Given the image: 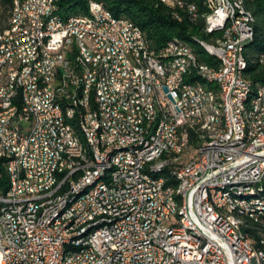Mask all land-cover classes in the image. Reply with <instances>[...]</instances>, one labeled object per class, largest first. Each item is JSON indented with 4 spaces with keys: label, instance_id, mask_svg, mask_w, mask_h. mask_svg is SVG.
I'll use <instances>...</instances> for the list:
<instances>
[{
    "label": "built area",
    "instance_id": "1",
    "mask_svg": "<svg viewBox=\"0 0 264 264\" xmlns=\"http://www.w3.org/2000/svg\"><path fill=\"white\" fill-rule=\"evenodd\" d=\"M89 5V16L95 18V25L70 22V16L69 19H56V11L60 10L56 5L50 9L47 25L32 28L28 19L19 17L14 30H0L5 46L15 48L14 66L9 73L21 76L18 105L11 110L14 118L0 116V165L6 170L10 190V197H2L0 192V199H6V208H0V264L59 263V247L65 238H72L70 264H156L152 232L168 231L167 220L170 219L165 214L163 201H157L156 190L164 192L169 185H148L142 175V165L145 153L160 150L163 141L175 138L184 113V103H177L171 93L174 83L170 81V74L181 73L173 61V47L178 42L171 43L164 51L171 72H162L154 65L153 50L147 49L146 42L139 40V30L127 27L124 18L112 17L106 7H94L91 0ZM235 8L232 0L221 1L219 28H225L226 17L235 14ZM243 15L245 17L244 12ZM79 33L90 34L92 46H84ZM249 34L245 17V26H236L235 32L229 33L219 47H213L226 52L227 70L217 78L226 84L230 126L219 142L204 146L200 169L181 174L187 177L189 184V217L200 232L207 233V240L202 241L201 249H194V242L175 227V231H170L172 242L163 241L167 245L164 261L172 264L264 263V256L247 248L230 227L214 217L206 202L208 188L216 181L256 178L258 186L257 173L264 164V135L256 142H248L251 132L243 131L239 124L240 98L245 87L239 80L242 63L239 45ZM127 40L135 41L134 51H127ZM72 41H79L81 47L77 62H94L96 57L113 62V79L118 84L119 95L111 94L115 114L110 115V125L104 130L105 138L115 137L118 144L145 142V150L122 153L115 158L112 178L73 208L69 214L71 223L64 228L48 229L49 213L55 212L60 204L52 208L41 222L31 223V203H39L35 201V194L51 179L47 174L48 165L56 164V172H60V164H67L64 175H76L85 164H92L91 179L105 168L103 154L108 149L97 147L98 163H91L85 154L81 165H74V156H68L64 148L53 145L48 138V131H58L62 136L63 125L57 106H52L48 94V82L53 76L47 75V66L56 61L67 64L68 56H62V47H68ZM184 51L192 52L196 66L205 65L198 60L193 49ZM56 69L58 76L60 68ZM84 72L96 75L99 83V74H92L89 70ZM0 85L11 87L9 74H0ZM25 85H32V93H25ZM126 91H134V102L125 101ZM155 91L164 92L163 107H155ZM84 95L93 109L100 107L98 98H94V89H88ZM165 101L173 104L170 129H162ZM133 103H140V111H133ZM116 108H128L132 124L114 125V117L120 116L116 115ZM0 109H6V105H1ZM101 109L105 110L104 107ZM84 118L93 128V113ZM256 121L257 116L253 119L254 123ZM119 128H126L127 136H119ZM155 129H162V136H155ZM17 155H24L27 163L26 188H19L14 183ZM79 187L75 186V189ZM227 199L233 206L230 197ZM81 221L94 225V236L74 242L76 224Z\"/></svg>",
    "mask_w": 264,
    "mask_h": 264
},
{
    "label": "bare ground",
    "instance_id": "2",
    "mask_svg": "<svg viewBox=\"0 0 264 264\" xmlns=\"http://www.w3.org/2000/svg\"><path fill=\"white\" fill-rule=\"evenodd\" d=\"M91 1L94 7H105L100 1ZM156 1L172 8H181L196 17V6L191 2L185 0ZM221 1L205 0L209 12L202 15L204 31L215 33V35L219 33V35L214 36L211 41L201 38L195 40L209 55L220 61L218 67L196 66L192 52L184 51V49H193L189 42L175 39L168 44L178 42L173 47V61H175L176 69L181 73L170 74V81L174 83L171 85V93L175 96L177 103H184V113L180 125L176 129L175 138L163 141L162 149L145 153V161L142 165V175L148 185H169L164 192L156 190L157 201H163L165 214L170 219L167 220L168 231L152 232L156 264H172L170 261H164L167 257L165 242H172L170 231H175V227H178L180 234L186 235L187 239L194 242V249H201L202 241L207 240V233L200 232L189 217V195L187 194L189 184L187 177H183L181 174L200 169L204 146L219 142L227 134L231 111L228 100L225 98L227 97L226 84L222 79L217 78L225 74L227 70L226 52L213 47H219V43L225 41L229 33L235 32L236 26H245V17L250 34L244 37L239 45V53L242 58L239 80L245 85L240 98L239 124L243 131L251 132L248 134V142H256L264 135V99H259L264 98V82L254 92L252 81L245 76L248 66L246 53L249 50L254 57L264 63V60H261V57H264V51L254 50L251 47L256 34V16L248 8L247 1L252 0H232L237 8H235V14L226 17L225 28H219ZM56 5H59L58 0H14L7 26L2 30H14L15 21H18L19 17L28 19L32 28L47 25L50 9ZM89 15H91V5H89L88 15H71L70 22L81 23L82 26L95 25V18H91ZM111 16L124 18L116 17L112 12ZM56 19H69V17L64 18L59 11H56ZM124 19L127 27L139 30V40L146 42V48L152 49L151 43L140 27L127 17ZM79 40L84 43V46H92L91 35L88 33H79ZM134 48L135 41L127 40V51H134ZM0 51L2 56L0 74H9V82H11V87L10 85H0V106L6 105V109H0V116L14 118V111L11 110H15L18 105L21 76L9 73L14 66L15 48L5 46L4 37H0ZM162 53V56L155 55L154 65L158 66L162 72H171V64L165 58V53ZM78 54H81L79 41H72L68 47H62V56H68L67 64H63V61H56V63H49L47 66V75L53 76L48 82V94L52 99V106H57L59 120L63 125L62 136L58 135V131H48V138H51L53 145L64 148L68 156H74V165H81L85 154L91 163H98L97 147L108 148L103 154L105 168L89 179L92 164H85V167L79 169L76 175H64L63 172H67V164H60V172H56V164L48 165L47 174L51 175V179L49 182L43 183L42 190L35 194V201L39 203H31V223L41 222L52 208L60 204L55 212L49 213L48 229L64 228L71 223L69 214L73 208L91 197L96 190L107 183V180L112 178L115 158L122 153L145 150V142L118 144L115 137L105 138L104 130L110 125V115L115 114V102L112 100L111 94L119 95L118 84L113 79V62H106L105 57H96L94 62H77ZM56 68H60L58 76ZM88 70L92 71V74H99L98 84L96 75L85 74L84 71ZM191 70H195L204 83L186 81ZM88 89H94V98H98L100 107L93 109V106L88 105V97L84 95L87 94ZM25 93H32V85H25ZM163 100L164 92L155 91V107H163ZM125 101L134 102V91H126ZM101 107H104L105 110H102ZM133 111H140V103H133ZM172 111V101H165V110H162V129L172 127ZM91 113L95 117L93 128L89 127L84 118V116H90ZM116 115L120 116L114 117V125L132 124L128 108H116ZM256 116L257 121L254 123L253 119ZM162 129H155V136H162ZM192 131L197 136L198 144L194 148V156L184 161L182 155L191 147L190 134ZM119 136H127V129L119 128ZM72 143L76 146L73 147ZM166 171L167 176L164 175ZM26 173L27 163L24 155H17L14 183L19 188H26L24 177ZM263 180L264 164L257 173L258 186H256V178L216 181L212 187L208 188L206 202L214 217H218L223 225L230 227L247 248L264 256V250L255 247L254 241L243 229L245 217L257 220L260 215L264 214V195L261 186ZM75 186L80 187L75 189ZM2 197H10V190L2 192ZM227 197L233 201V206H230ZM0 208H6V199H0ZM91 236H94V225H89V221H81L76 224L74 242H81ZM71 256L72 238H65L59 247V263L55 264H70Z\"/></svg>",
    "mask_w": 264,
    "mask_h": 264
},
{
    "label": "trees",
    "instance_id": "3",
    "mask_svg": "<svg viewBox=\"0 0 264 264\" xmlns=\"http://www.w3.org/2000/svg\"><path fill=\"white\" fill-rule=\"evenodd\" d=\"M5 10L10 15L11 6L14 0H0ZM90 0H58L59 13L67 18L71 15H88ZM112 12L116 17H124L132 20L140 27L147 40L151 43V48L155 55L162 56L170 41L178 39L191 43L198 60L205 63L206 67H218L220 61L209 55L196 39L211 41L214 36L204 31L202 15L209 12L205 0H185L196 6V17L181 8H172L158 3L156 0H97ZM247 6L256 16L255 37L252 42V49L264 51V0L247 1ZM9 19V18H8ZM7 26V25H6ZM6 26H2L4 29ZM161 53V54H160ZM248 66L245 76L252 81L254 92L264 82V63L249 50L247 53ZM188 82H202L195 70H191L186 77ZM197 142V143H196ZM198 144L197 136L190 134V145L196 148ZM167 176V171L164 173ZM264 195V180L261 183ZM8 190V177L4 166L0 165V192ZM245 217L244 231L254 241L255 247L264 250V214L257 220ZM247 221V222H246ZM256 221V222H255ZM247 225V226H246Z\"/></svg>",
    "mask_w": 264,
    "mask_h": 264
},
{
    "label": "rangeland",
    "instance_id": "4",
    "mask_svg": "<svg viewBox=\"0 0 264 264\" xmlns=\"http://www.w3.org/2000/svg\"><path fill=\"white\" fill-rule=\"evenodd\" d=\"M8 11L5 10L4 6L2 5L1 1H0V30L2 26H6L8 23ZM193 147H190L188 150L185 151V153L182 155V159L188 160L189 158H191L192 156H194L195 151Z\"/></svg>",
    "mask_w": 264,
    "mask_h": 264
},
{
    "label": "water",
    "instance_id": "5",
    "mask_svg": "<svg viewBox=\"0 0 264 264\" xmlns=\"http://www.w3.org/2000/svg\"><path fill=\"white\" fill-rule=\"evenodd\" d=\"M164 89H165V90H167V88H166V87H165Z\"/></svg>",
    "mask_w": 264,
    "mask_h": 264
}]
</instances>
